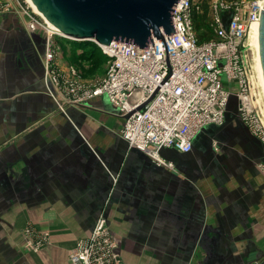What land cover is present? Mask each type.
Returning a JSON list of instances; mask_svg holds the SVG:
<instances>
[{
	"label": "crops",
	"instance_id": "obj_1",
	"mask_svg": "<svg viewBox=\"0 0 264 264\" xmlns=\"http://www.w3.org/2000/svg\"><path fill=\"white\" fill-rule=\"evenodd\" d=\"M23 7L0 0V264H64L98 216L122 264H254L263 256L264 145L233 104L221 125L193 138V156L207 151L209 178L182 172L176 154L190 152L164 151L173 167L156 166L127 147L103 96L58 110L43 82V37L26 29ZM60 41L62 66L70 47ZM26 225L48 235L36 251L24 246Z\"/></svg>",
	"mask_w": 264,
	"mask_h": 264
},
{
	"label": "built area",
	"instance_id": "obj_2",
	"mask_svg": "<svg viewBox=\"0 0 264 264\" xmlns=\"http://www.w3.org/2000/svg\"><path fill=\"white\" fill-rule=\"evenodd\" d=\"M23 3L26 29L43 37V82L59 111L66 105L89 107L91 100L103 96L121 120L118 134L127 147L167 168L173 163L163 152H190L197 133L223 123L230 103L240 123L264 143L261 95L248 39L257 27L261 0H177L170 15L173 34H163L162 40L151 37L152 47L144 50L123 46L124 41L97 46L104 69L90 82L83 81L73 65H58L62 52L55 28ZM203 13L208 30H196ZM257 167L264 175V159ZM22 234L24 246L32 251L48 240L46 232L29 225ZM64 264H122L103 216L95 219L86 237L75 241Z\"/></svg>",
	"mask_w": 264,
	"mask_h": 264
},
{
	"label": "water",
	"instance_id": "obj_3",
	"mask_svg": "<svg viewBox=\"0 0 264 264\" xmlns=\"http://www.w3.org/2000/svg\"><path fill=\"white\" fill-rule=\"evenodd\" d=\"M177 0H29L55 28V38L94 46L152 47L151 37L173 34L170 15ZM224 19L223 27L229 21ZM257 55L264 89V0L257 22ZM19 61L22 55H18ZM262 264V263H260Z\"/></svg>",
	"mask_w": 264,
	"mask_h": 264
},
{
	"label": "trees",
	"instance_id": "obj_4",
	"mask_svg": "<svg viewBox=\"0 0 264 264\" xmlns=\"http://www.w3.org/2000/svg\"><path fill=\"white\" fill-rule=\"evenodd\" d=\"M204 17H205V15L203 13L201 18L195 22L194 28L196 30H199V28H203L204 31L208 30L207 26L203 20ZM203 35L206 38H210V36H211L210 33H208V32L203 33ZM200 39H201V35L199 36V40ZM56 41L59 42V44L64 43V42L60 41V39H58V38H56ZM66 42H67L68 46L70 47V53H69L70 55H68L70 57L69 63L76 68V70H77V72L81 78H83V76H84L82 74L83 71L80 70V68H79L80 66L77 68V66H76L77 63H78V65H82L83 63L89 64L90 61H92V59L94 57L98 56L102 59V62L104 65V57L100 54V52L98 51V48L96 46H94L93 44L88 43V42H73V41H69V42L66 41ZM84 45H87V46H84Z\"/></svg>",
	"mask_w": 264,
	"mask_h": 264
},
{
	"label": "rangeland",
	"instance_id": "obj_5",
	"mask_svg": "<svg viewBox=\"0 0 264 264\" xmlns=\"http://www.w3.org/2000/svg\"><path fill=\"white\" fill-rule=\"evenodd\" d=\"M23 1V0H22ZM23 2H25V0L23 1ZM24 4V3H23ZM25 5H26V3H25ZM29 6V5H28ZM30 7V6H29ZM29 10H32L33 11V9L30 7L29 8ZM35 13V12H34ZM38 15V14H37ZM39 16V15H38ZM82 46V45H81ZM84 46H87V45H84ZM68 49H69V47H67ZM70 55V54H69ZM70 59V57L68 58V60ZM81 64V63H80ZM77 68L79 67L80 68V70L81 71H83V81H85V82H90V81H92V80H95L96 78H98V77H100L101 75H102V73H103V69H104V65H103V62H102V59L100 58V57H94L93 59H92V61H90V63L89 64H85V63H83L82 65H78V63H77ZM79 70V71H80ZM255 75V74H254ZM256 78V77H255ZM257 80V79H256ZM254 83H255V85H256V81H254ZM258 86H259V88H260V92H261V94L260 95H262V91H261V86H260V82H259V80H258ZM256 87H257V85H256ZM258 87H257V89H259ZM260 101V102H259ZM259 104H260V119H262L263 120V122H264V103H263V99H262V97L259 99ZM232 116H229L228 118H231ZM262 117V118H261ZM227 118V119H228ZM233 118V117H232ZM262 124V123H261ZM262 132H263V136H264V130L262 129ZM263 145H264V143H263ZM202 146L203 147H207V144H202ZM182 157V160L183 161H186V155L185 156H181ZM264 159V158H263ZM264 256V255H263ZM263 256L261 255V256H257L255 259H254V264H260V263H262V258H263ZM264 264V263H263Z\"/></svg>",
	"mask_w": 264,
	"mask_h": 264
},
{
	"label": "flooded vegetation",
	"instance_id": "obj_6",
	"mask_svg": "<svg viewBox=\"0 0 264 264\" xmlns=\"http://www.w3.org/2000/svg\"><path fill=\"white\" fill-rule=\"evenodd\" d=\"M205 152H207V151H203L202 157H197V158L195 156H193L192 152H190L188 154V156L186 155L187 156L186 161L182 160L181 155L176 154V156L178 157V163L177 164L181 168L182 172L184 174H186V173H188L189 170L192 169L195 172L196 177H198L199 179L202 177L209 178L210 174L208 172L207 173L202 172V168H201V166L203 164H206V162H205L206 160H204V158L207 155V153H205ZM219 170H221L223 172L225 170V172H228V170L226 168H220ZM263 263H264V256L262 258V264Z\"/></svg>",
	"mask_w": 264,
	"mask_h": 264
},
{
	"label": "bare ground",
	"instance_id": "obj_7",
	"mask_svg": "<svg viewBox=\"0 0 264 264\" xmlns=\"http://www.w3.org/2000/svg\"><path fill=\"white\" fill-rule=\"evenodd\" d=\"M25 3L26 5L30 6L32 9H33V13L35 12V14H38L40 18H42L45 22H47L43 17L42 15L36 10V8L29 2V0H25ZM28 6V8H30ZM48 25H50L48 22H47ZM51 26V25H50ZM51 28H53V26H51ZM248 39L251 43V45L253 46V50H254V53H253V71H254V74H255V81H256V85L257 87L259 88L258 86V80L260 82V86H261V91H262V99H263V103H264V89H263V84H262V80H261V72H260V68H259V60H258V55H257V28L254 26L252 27V29L250 30L249 34H248ZM257 79V80H256ZM260 90V88H259ZM261 94V92H260ZM262 118V117H261ZM261 120V126H262V129L264 130V122L262 119Z\"/></svg>",
	"mask_w": 264,
	"mask_h": 264
}]
</instances>
